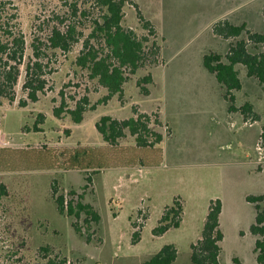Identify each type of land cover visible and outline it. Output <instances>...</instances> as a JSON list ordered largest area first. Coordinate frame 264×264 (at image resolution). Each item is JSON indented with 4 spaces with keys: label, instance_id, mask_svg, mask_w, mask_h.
<instances>
[{
    "label": "rangeland",
    "instance_id": "rangeland-1",
    "mask_svg": "<svg viewBox=\"0 0 264 264\" xmlns=\"http://www.w3.org/2000/svg\"><path fill=\"white\" fill-rule=\"evenodd\" d=\"M11 1L18 10L26 54L32 35L45 39L52 19L74 22L86 36L88 17L80 12L94 13L91 0ZM223 1L126 0L125 27L138 37L148 35V46L157 40L160 55L154 69L149 60L145 68L128 75L122 95L106 103L101 100L107 92L72 65L83 38L65 56H49L52 75L45 94L33 106L19 109L22 73L16 101L0 109V138L6 143L0 144V186L5 188L0 197V264H142L169 244L177 251L173 264H191L190 245L200 238L209 202L214 199L222 203L220 264H235V259L238 264H256L255 237L250 232L256 210L245 198L264 197V148L256 150L264 127V87L241 72L242 90L235 94L236 105L250 103L259 118L240 117L226 123L219 112L223 104L219 85L203 68L202 57L209 51H224L226 43L211 36L210 24L221 21L223 9L232 3L234 8L224 20L261 32L264 0H225L222 5ZM73 5L78 9L75 16ZM144 22L149 24L147 29ZM148 73L152 83L142 85L147 91L144 95L137 84ZM61 91L74 101L87 96L90 106L94 105L81 125L53 118L51 102L59 104ZM74 101L68 102L73 105ZM38 114L45 121L41 131L35 132ZM107 115L120 119L146 115L163 141L154 150L143 151L127 134L118 146L138 149L141 165H120L118 159L110 158L98 172L66 171L63 163L70 153L88 150L98 155L110 149L95 129L99 118ZM155 119L160 125L154 126ZM246 127L257 132L254 148L247 149L255 161L251 166L244 148L237 145L238 128ZM16 151L27 153V158L15 161L19 158V153L12 155ZM38 154L48 157L59 170H42L46 159ZM250 169L255 173L250 174ZM89 174L91 183L85 188ZM53 188L56 195L67 198L70 191L80 195L98 213L99 221L85 223L82 216L78 226L83 235L77 234L72 228L75 220L58 213ZM173 201L183 206L180 226L154 236L153 229ZM259 205L264 210V200ZM134 232L140 236L136 244H132Z\"/></svg>",
    "mask_w": 264,
    "mask_h": 264
},
{
    "label": "trees",
    "instance_id": "trees-1",
    "mask_svg": "<svg viewBox=\"0 0 264 264\" xmlns=\"http://www.w3.org/2000/svg\"><path fill=\"white\" fill-rule=\"evenodd\" d=\"M93 2L91 12L84 9L80 14L88 17L85 28L88 34L83 36L78 32L77 24L66 22L62 18L52 19L54 24L46 33L45 39L32 35L29 45V53L26 54L25 38L18 28V10L11 0H0V109L6 105H13L16 101V86L23 73L22 93L18 100L19 109L29 108L36 104L46 92L48 77L52 75L50 69L51 57L65 56L73 46L80 42L81 49L74 58L72 65L85 72L90 81H95L107 94L101 100L114 96H121L128 75H135L139 69L145 68L150 60L152 68L158 65L160 46L153 39L148 46L147 37H138L131 28L124 25V8L126 0H91ZM77 5H73L71 13L76 15ZM264 20V11H262ZM58 20V21H56ZM147 29L148 22H144ZM211 32L216 37L227 43L224 53L207 52L202 57L203 68L214 77L221 89V98L228 105V112L239 114L253 121L259 116L253 111L249 103L236 107L235 94L242 90L239 79L242 72L245 77L256 81L257 85L264 87V29L254 32L247 29L245 24L234 25L227 20H221L211 26ZM151 35V34H150ZM151 67V66H150ZM152 83L151 73L141 78L137 86L142 94L147 95L144 86ZM58 105L51 102L52 116L57 121L68 118L75 126L84 122V114L93 106L87 96L74 101L72 97H66L59 92ZM74 101L73 105L71 102ZM45 116L38 114L33 130L40 132V126L44 123ZM146 115H136L124 120L114 119L111 116H102L95 123V129L103 142L110 149L106 153L94 155L88 150H80L70 153L64 161L66 171L78 170L82 172L101 171L104 160L118 159L119 164L136 166L142 164V157L138 149L122 148L118 145L127 134L134 138L136 148L154 150L162 141L163 135L156 132L150 125ZM160 125L155 119L154 126ZM261 146L264 148V127L260 133ZM118 146V147H117ZM148 150V151H149ZM137 151V152H135ZM21 161L27 158V153L16 151ZM34 154H31V156ZM46 159L42 167L45 171H58L59 169L50 162L45 155L38 154ZM143 156V155H142ZM132 158V159H131ZM6 162V161H5ZM3 168L0 169V173ZM96 174V173H95ZM93 174V175H95ZM85 188L91 183V174L85 178ZM5 195L4 186H0V197ZM52 199L59 214H65L73 218V230L80 235L81 227L78 221L85 216L84 222H98L99 215L92 206L84 204L82 197L72 191L68 198L64 195H56V189H52ZM247 202L255 204L256 215L254 223L250 227L251 235L255 237L254 256L256 264H264V210L259 205L264 197L248 196ZM183 206L173 201L171 206L165 207L158 225L153 229L154 236H162L170 229H177L182 219ZM222 212V203L219 199L210 200L207 215L200 233V238L190 245L191 264H220L223 233L220 229L219 216ZM85 235V234H84ZM88 236V235H87ZM87 240L88 237H86ZM140 236L137 232L132 234V244L138 243ZM47 251L46 249H44ZM177 257L174 245H164L158 252L145 260L142 264H173ZM235 264L238 261L234 260Z\"/></svg>",
    "mask_w": 264,
    "mask_h": 264
},
{
    "label": "crops",
    "instance_id": "crops-1",
    "mask_svg": "<svg viewBox=\"0 0 264 264\" xmlns=\"http://www.w3.org/2000/svg\"><path fill=\"white\" fill-rule=\"evenodd\" d=\"M225 1V0H224ZM223 1V3H222V5H225L224 2ZM233 8H234V4L232 3L231 5H229V8L228 9H223V10H225L224 11V16L222 17V19L221 20H224L225 18H226V16H227V13H228V11H232L233 10ZM229 22V21H228ZM214 23H212V24H210V34H211V36L216 40V39H218V40H221L220 38H218V37H216L215 35H213L212 34V32H211V26L213 25ZM223 41V40H222ZM225 42V41H224ZM226 43V42H225ZM226 50H227V43H226V47L224 48V51L222 52V53H224V52H226ZM212 76V75H211ZM213 77V76H212ZM214 78V77H213ZM215 80V79H214ZM216 81V80H215ZM217 83V82H216ZM219 89H220V87H219ZM220 97H221V89H220ZM222 99V98H221ZM222 101H223V104L221 105V110L219 111L220 113H221V115H222V117H223V119L225 120V122L226 123H230V120L229 119H233V120H238V119H240V117H242L240 114H239V112H236V113H230V112H228V105H227V103L222 99ZM248 103V102H247ZM250 104V103H249ZM236 107L237 108H239L237 105H236ZM232 117H231V116ZM108 116H111L112 118H114V119H118V120H124V119H120V118H115V117H113V115H108ZM132 117H134V116H132ZM158 117H159V120H160V115L158 114ZM243 127H245V126H243ZM238 146H242L243 148H244V152H245V158H248V163H247V165H249V166H251V164H253L254 165V159L253 158H251L250 157V154L251 153H249V151L247 152V149L249 148H251V149H253L254 147V145L256 144L255 142H256V137H257V132H256V130H254V128L253 127H246V128H238ZM250 160H252V161H250ZM252 162V163H251ZM255 167V166H254ZM251 169H255V168H251ZM250 169V174L252 173V174H254L255 172L253 171V170H251Z\"/></svg>",
    "mask_w": 264,
    "mask_h": 264
},
{
    "label": "built area",
    "instance_id": "built-area-1",
    "mask_svg": "<svg viewBox=\"0 0 264 264\" xmlns=\"http://www.w3.org/2000/svg\"><path fill=\"white\" fill-rule=\"evenodd\" d=\"M249 125H250V124H249ZM0 137H1V133H0ZM0 144H1V145L6 144V143H5V139L0 138ZM256 150H258V151H262V146H261V141H260V139H259V144H257V146H256Z\"/></svg>",
    "mask_w": 264,
    "mask_h": 264
}]
</instances>
